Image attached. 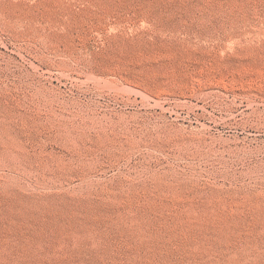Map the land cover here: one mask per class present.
<instances>
[{"label":"rangeland","instance_id":"obj_1","mask_svg":"<svg viewBox=\"0 0 264 264\" xmlns=\"http://www.w3.org/2000/svg\"><path fill=\"white\" fill-rule=\"evenodd\" d=\"M0 264H264V0H0Z\"/></svg>","mask_w":264,"mask_h":264}]
</instances>
